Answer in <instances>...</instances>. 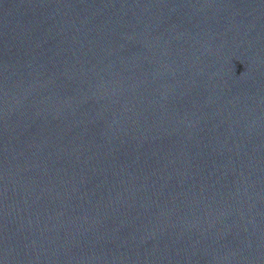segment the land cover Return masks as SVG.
Masks as SVG:
<instances>
[{
  "label": "water",
  "instance_id": "obj_1",
  "mask_svg": "<svg viewBox=\"0 0 264 264\" xmlns=\"http://www.w3.org/2000/svg\"><path fill=\"white\" fill-rule=\"evenodd\" d=\"M0 264H264V0H0Z\"/></svg>",
  "mask_w": 264,
  "mask_h": 264
}]
</instances>
